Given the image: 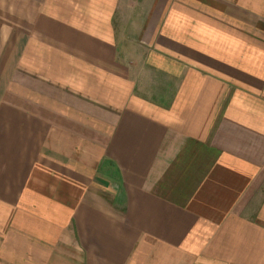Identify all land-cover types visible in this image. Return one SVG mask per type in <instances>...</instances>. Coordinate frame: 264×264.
I'll return each instance as SVG.
<instances>
[{"label":"crops","instance_id":"1","mask_svg":"<svg viewBox=\"0 0 264 264\" xmlns=\"http://www.w3.org/2000/svg\"><path fill=\"white\" fill-rule=\"evenodd\" d=\"M0 264H264V0H0Z\"/></svg>","mask_w":264,"mask_h":264}]
</instances>
